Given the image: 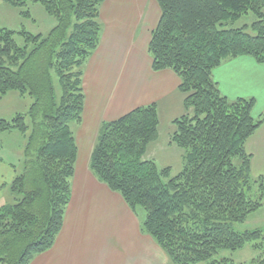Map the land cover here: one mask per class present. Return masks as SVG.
Segmentation results:
<instances>
[{"label": "trees", "instance_id": "obj_1", "mask_svg": "<svg viewBox=\"0 0 264 264\" xmlns=\"http://www.w3.org/2000/svg\"><path fill=\"white\" fill-rule=\"evenodd\" d=\"M1 1L24 17L30 2L39 3L55 20L46 34L0 25V97L14 91L33 99L25 113L0 118V132L15 130L25 140L22 171L14 166L9 183L13 199L0 204V264H29L62 228L78 153L70 123L82 120L83 67L99 44L105 0ZM156 2L160 16L147 51L154 71L179 77L183 113L171 120L169 143L183 149V166L171 174L170 166L143 158L159 136L152 102L101 122L89 169L121 195L140 231L173 264H236L215 256L246 243L260 254L240 264H264V227L235 228L264 205V177H252L245 150L264 118L253 115L255 98L229 99L212 77L242 55L264 65V0ZM248 14L250 24L232 25Z\"/></svg>", "mask_w": 264, "mask_h": 264}, {"label": "crops", "instance_id": "obj_2", "mask_svg": "<svg viewBox=\"0 0 264 264\" xmlns=\"http://www.w3.org/2000/svg\"><path fill=\"white\" fill-rule=\"evenodd\" d=\"M159 16L156 0H105L100 5L99 44L83 67L85 98L77 147H87L93 133L96 140L102 121L137 106L155 102L159 118L167 116L170 121L183 111L179 77L170 69L151 67L147 46ZM212 77L229 99L255 98L253 115L264 118V65L242 55L226 59L213 69ZM93 146L86 150L91 153ZM245 150L252 157V177H264V119L247 139ZM14 169L0 158V204L9 197ZM70 183V200L54 244L29 264L168 263L164 251L140 231L139 216L118 192L96 178L88 163L75 164Z\"/></svg>", "mask_w": 264, "mask_h": 264}, {"label": "rangeland", "instance_id": "obj_3", "mask_svg": "<svg viewBox=\"0 0 264 264\" xmlns=\"http://www.w3.org/2000/svg\"><path fill=\"white\" fill-rule=\"evenodd\" d=\"M28 9L30 17H24L19 14V9L12 7L0 0V25L13 30L24 28L32 33L46 34V32L54 25L55 20L48 15L39 3H29ZM253 15L248 14L242 16L235 21L233 26H242L250 24L253 20ZM21 43V38L16 37ZM33 99L25 94L19 95L17 92L10 91L3 97H0V118L10 119L16 113H25ZM183 110V107L181 108ZM169 111L167 114H169ZM179 112L176 116L180 115ZM71 129L76 136L79 129V123L71 122ZM174 126L169 120V117H161L159 124V136L156 140L148 144L146 152L143 155L144 159H152L158 168L165 166L171 167V174L179 172L183 166V149L175 144L169 143V134L173 131ZM87 147L84 144L78 145V154L75 164L85 162L88 163L90 152L86 149L91 147L95 142V134H92ZM24 137L17 131L0 132V158L7 163L13 164L18 172L22 171V150L24 147ZM91 143V146H90ZM12 194L4 202H11ZM264 202V198H263ZM140 215L144 214L142 208ZM264 227V205L256 212L250 214L242 223H236L235 228L238 230L262 228ZM260 254L259 250L252 247L251 243H246L242 248L237 250H220L215 256L216 258L227 257L232 259L236 264L248 263L251 259ZM167 264H173L170 260ZM204 264V262L196 263Z\"/></svg>", "mask_w": 264, "mask_h": 264}]
</instances>
